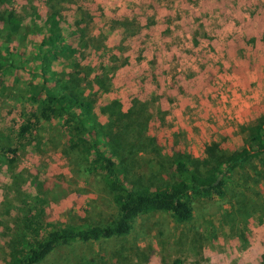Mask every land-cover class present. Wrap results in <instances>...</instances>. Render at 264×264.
Returning <instances> with one entry per match:
<instances>
[{
  "label": "rangeland",
  "instance_id": "obj_1",
  "mask_svg": "<svg viewBox=\"0 0 264 264\" xmlns=\"http://www.w3.org/2000/svg\"><path fill=\"white\" fill-rule=\"evenodd\" d=\"M2 1L0 11H18L30 32L52 14L68 25L90 20L97 47L77 55L84 77L76 92L93 95L98 110L114 101L123 112L136 100L147 104L148 135L165 158L178 152L202 159L212 142L239 152L248 145L245 128L264 116V0ZM27 69L0 72V264L12 260L30 208L47 229L105 222L116 212L104 187L64 153L63 120L17 137L24 110L37 108L28 100L32 84L41 82ZM8 147L16 157L1 152ZM229 182L225 196L197 202L189 222L152 213L127 240L148 264H264V155ZM123 243L75 244L63 253L77 264H133L138 254L124 252V263L105 255Z\"/></svg>",
  "mask_w": 264,
  "mask_h": 264
},
{
  "label": "trees",
  "instance_id": "obj_2",
  "mask_svg": "<svg viewBox=\"0 0 264 264\" xmlns=\"http://www.w3.org/2000/svg\"><path fill=\"white\" fill-rule=\"evenodd\" d=\"M89 21L82 18L68 25L52 14L30 32L18 11H0V72L28 68L41 78L39 84L30 83L33 92L28 100L37 108L24 110L17 137L24 140L34 136L43 121L54 117L63 120L69 140V150L64 153L76 159L80 173L95 178L104 187L116 209L105 222L47 229L30 208L23 219L26 231L14 244L15 254L7 264H57L59 260L63 261L59 264H77V259L63 253L65 248L115 240L125 243L105 255L124 263V252L129 251L138 254L133 264H148L140 249L127 240L140 218L156 213L170 215L179 224L189 222L197 202L225 196L230 176L246 169L253 158L264 155V116L245 128L248 145L239 152L212 142L202 159L178 152L165 158L158 140L148 135L147 104L136 100L123 112L114 101L98 110L93 95L76 92L84 77L79 76L82 71L77 55L97 47L98 40L89 32ZM60 62L72 70L55 69L54 64ZM101 113L108 115L106 124L98 120ZM1 152L16 157L17 149L2 148ZM167 177H171L169 181ZM54 256L58 257L52 260ZM95 261L90 262L98 264Z\"/></svg>",
  "mask_w": 264,
  "mask_h": 264
}]
</instances>
